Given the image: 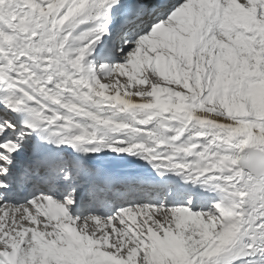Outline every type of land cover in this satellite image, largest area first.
<instances>
[{
    "label": "snow or ice",
    "instance_id": "6c2138e0",
    "mask_svg": "<svg viewBox=\"0 0 264 264\" xmlns=\"http://www.w3.org/2000/svg\"><path fill=\"white\" fill-rule=\"evenodd\" d=\"M0 264H264V0H0Z\"/></svg>",
    "mask_w": 264,
    "mask_h": 264
}]
</instances>
